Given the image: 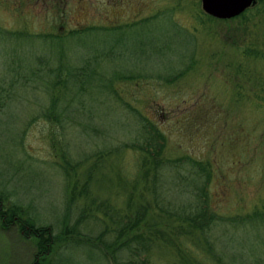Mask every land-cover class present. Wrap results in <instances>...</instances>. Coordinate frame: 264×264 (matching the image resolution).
<instances>
[{"label":"rangeland","instance_id":"obj_1","mask_svg":"<svg viewBox=\"0 0 264 264\" xmlns=\"http://www.w3.org/2000/svg\"><path fill=\"white\" fill-rule=\"evenodd\" d=\"M201 5L0 0V206L16 209L27 226L3 229L0 219V264H115V248L89 240L102 221L83 219L75 234L67 230L92 199L124 211L129 195L158 189L152 169L144 181L147 168L138 167L146 137L140 115L164 131L167 156L211 163L207 189L218 214L262 215L252 229L219 224L208 240L222 258L201 240L189 245L192 263L264 264V0L252 1L245 17L222 19ZM93 24L114 29L69 36ZM119 35L123 56L94 69L96 82L85 92L73 86L72 71L82 63L74 57L108 48ZM57 48H67L63 64L71 73L54 71ZM51 111L61 120L42 117ZM27 224L50 231L44 260ZM172 248L154 247L155 264H179Z\"/></svg>","mask_w":264,"mask_h":264},{"label":"trees","instance_id":"obj_2","mask_svg":"<svg viewBox=\"0 0 264 264\" xmlns=\"http://www.w3.org/2000/svg\"><path fill=\"white\" fill-rule=\"evenodd\" d=\"M250 9H246L240 15L245 17ZM112 29L114 28L111 26H96L93 24L72 28L69 36L78 37L94 30H107V32H110ZM120 43H122L121 35L115 38L112 46L108 48H93L88 52H85L87 50L85 49L82 59L74 57L76 61L81 60L82 63L73 71L65 63L63 64V61L67 58V48L65 53L58 51L57 48V58L58 60L60 58V70L57 68L54 71L62 73L63 70L67 74L72 71V74L76 75L73 86L81 87V90L85 92L90 85L96 82L95 77L92 75L94 69H104L103 63H108L112 57L123 56L124 52L118 49ZM93 50L94 53L91 56L90 52H93ZM243 53H248V56L253 55V48H246ZM55 60L51 59L54 62ZM79 78L80 82L78 81ZM67 113L64 111L62 116L66 117ZM69 114L73 115L72 112H69ZM59 116L58 113L53 111L42 115L44 118L55 119L56 121L61 120ZM140 116L143 118L141 121L145 123V125L143 123V128L146 137L144 145L139 147L142 153L138 167L147 168L143 170L144 181L149 177L148 170L150 172L152 169L151 182L154 184V188L158 187V189H153L149 192V195H144L142 191L136 196L129 195L124 211L111 206L105 200L92 199L89 202V207L82 210V215L75 226L67 231L75 234L77 224L83 219L92 218L94 222L102 221V229L95 238L90 237L89 240L97 246L104 247L107 251L115 248L112 253L117 251L118 254L111 257L115 264H155L152 254L154 247L158 245L166 248L169 246L174 247L172 248L174 251L172 256L175 258L176 263L194 264L192 263L193 254L189 250V245L192 243L198 244L201 240L207 244L208 252L211 253L213 258L215 257L219 261L223 253L216 252L215 241L208 240L212 235V229L214 230L221 223L252 229L255 215L257 218L262 215L257 211L254 214L253 209L244 214H234L233 216L218 214L209 202L210 195L207 189L213 175L211 163L190 154L174 158L167 156L165 153L164 131L157 123L153 124L151 121L144 119L142 115ZM74 190L75 188L72 189L69 206H72L73 203L71 202L76 200ZM84 196L87 197L88 194L85 193ZM16 211L12 208L6 211L1 209L0 206V219L3 229L17 227V229L27 230L24 221L18 219L20 214ZM85 214H89L90 217L85 216ZM83 223L79 226L85 227L86 224ZM27 225L29 226L28 232L30 231V235L38 239V253L44 255L42 258L44 260L50 252V231L43 226ZM246 234L252 237L253 232L246 231ZM120 253L125 254L123 262H121L123 257H119ZM235 261L237 262V259ZM34 264H37V262Z\"/></svg>","mask_w":264,"mask_h":264},{"label":"water","instance_id":"obj_3","mask_svg":"<svg viewBox=\"0 0 264 264\" xmlns=\"http://www.w3.org/2000/svg\"><path fill=\"white\" fill-rule=\"evenodd\" d=\"M254 0H201L202 8L209 14L227 18L241 13Z\"/></svg>","mask_w":264,"mask_h":264}]
</instances>
